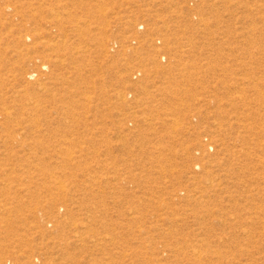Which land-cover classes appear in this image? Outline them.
Masks as SVG:
<instances>
[{"label":"rangeland","instance_id":"1","mask_svg":"<svg viewBox=\"0 0 264 264\" xmlns=\"http://www.w3.org/2000/svg\"><path fill=\"white\" fill-rule=\"evenodd\" d=\"M0 264H264V0H0Z\"/></svg>","mask_w":264,"mask_h":264},{"label":"bare ground","instance_id":"2","mask_svg":"<svg viewBox=\"0 0 264 264\" xmlns=\"http://www.w3.org/2000/svg\"><path fill=\"white\" fill-rule=\"evenodd\" d=\"M45 68V67H44ZM33 75V74H32ZM31 76V75H30Z\"/></svg>","mask_w":264,"mask_h":264}]
</instances>
